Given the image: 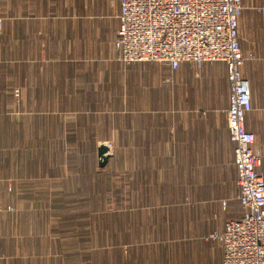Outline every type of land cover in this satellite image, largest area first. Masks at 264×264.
<instances>
[{
	"label": "rangeland",
	"instance_id": "obj_1",
	"mask_svg": "<svg viewBox=\"0 0 264 264\" xmlns=\"http://www.w3.org/2000/svg\"><path fill=\"white\" fill-rule=\"evenodd\" d=\"M67 67L62 61L0 62V264H192L190 253L198 248L181 242L188 255H180V243H170L154 223L169 208H146L141 197L139 182L157 181L148 168L159 172L160 160L131 153L142 149L130 124L143 121L135 119L129 102L133 80L157 86L170 68L120 63L118 77L106 75L98 94L34 92L38 82L42 88L50 84L32 78L36 71L62 73ZM258 112L255 106L251 119L260 118ZM255 137L264 150L263 138ZM103 146L110 159L100 168ZM210 251L216 254V244Z\"/></svg>",
	"mask_w": 264,
	"mask_h": 264
},
{
	"label": "crops",
	"instance_id": "obj_2",
	"mask_svg": "<svg viewBox=\"0 0 264 264\" xmlns=\"http://www.w3.org/2000/svg\"><path fill=\"white\" fill-rule=\"evenodd\" d=\"M242 1L240 45L246 58L242 73L255 82L250 84L252 111L246 116L245 126L264 141V52L260 50L264 46V39L260 40L264 12L256 11L264 0ZM120 2L0 0V38L4 40L0 42V62L48 65L62 61L68 65L62 73L44 69L35 72L32 78L50 80L48 88L38 82L34 86L36 94H98L105 76L115 80L122 63L114 48L120 28ZM254 61L256 64L251 63ZM190 70L188 63L170 69L157 86H136L134 78L129 102L135 119L143 121H132L130 127L131 131L135 128V144L142 150L131 153L160 160L159 172L148 168L157 181L139 182L141 193L145 191L141 197L147 201L146 208H169L157 214L156 227L167 232L170 243H180V255H188L181 242L198 248L190 253L192 264H223L220 244L202 240L223 233L228 222L242 216L235 145L227 126L231 89L223 63H207L198 71ZM255 106L260 118L253 120ZM255 148L262 153L259 171L264 174V150L257 147L256 137ZM209 243L216 244V254L210 251ZM166 255L170 256V249Z\"/></svg>",
	"mask_w": 264,
	"mask_h": 264
},
{
	"label": "built area",
	"instance_id": "obj_3",
	"mask_svg": "<svg viewBox=\"0 0 264 264\" xmlns=\"http://www.w3.org/2000/svg\"><path fill=\"white\" fill-rule=\"evenodd\" d=\"M242 0H121L114 48L126 65L159 63L177 70L188 63L226 65L230 84L227 126L235 145L242 216L210 239L223 249V264H264V174L262 153L245 126L252 111L250 82L242 69ZM263 13L264 4L256 9Z\"/></svg>",
	"mask_w": 264,
	"mask_h": 264
},
{
	"label": "water",
	"instance_id": "obj_4",
	"mask_svg": "<svg viewBox=\"0 0 264 264\" xmlns=\"http://www.w3.org/2000/svg\"><path fill=\"white\" fill-rule=\"evenodd\" d=\"M98 154H99V159H100V168H104L108 162H109V159H110V156H109V149L105 146L99 148V151H98Z\"/></svg>",
	"mask_w": 264,
	"mask_h": 264
}]
</instances>
